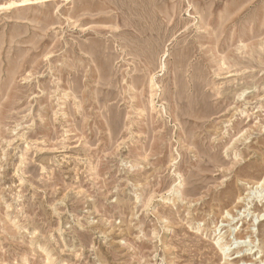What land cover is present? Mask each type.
<instances>
[{"label":"rangeland","instance_id":"obj_1","mask_svg":"<svg viewBox=\"0 0 264 264\" xmlns=\"http://www.w3.org/2000/svg\"><path fill=\"white\" fill-rule=\"evenodd\" d=\"M0 264H264V0H0Z\"/></svg>","mask_w":264,"mask_h":264},{"label":"bare ground","instance_id":"obj_2","mask_svg":"<svg viewBox=\"0 0 264 264\" xmlns=\"http://www.w3.org/2000/svg\"><path fill=\"white\" fill-rule=\"evenodd\" d=\"M111 2V1H110ZM227 62H226V60H224L223 61V64H222V67L224 68L225 66H227ZM162 69H163V67H162ZM152 80V79H151ZM72 90V89H71ZM153 103V102H152ZM146 106V105H145ZM152 106V105H151ZM154 109V108H153ZM197 136V135H196ZM196 138V137H195ZM220 239V238H219ZM219 239H218V241H217V243H220L219 242ZM216 243V242H215ZM217 245V244H216ZM224 245V244H223ZM218 246V245H217ZM221 248V250H222V257L224 256V259L225 260H228V258L231 256L230 254H228L229 252H232L233 251V248H232V246L231 245H224V246H221L220 247ZM235 250V249H234ZM221 253V252H220ZM251 255V254H250ZM223 259V260H224Z\"/></svg>","mask_w":264,"mask_h":264}]
</instances>
